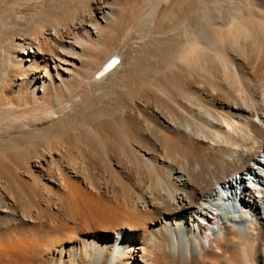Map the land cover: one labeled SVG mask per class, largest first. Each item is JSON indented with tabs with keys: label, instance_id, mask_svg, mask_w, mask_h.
Segmentation results:
<instances>
[{
	"label": "bare ground",
	"instance_id": "bare-ground-1",
	"mask_svg": "<svg viewBox=\"0 0 264 264\" xmlns=\"http://www.w3.org/2000/svg\"><path fill=\"white\" fill-rule=\"evenodd\" d=\"M162 1L0 0V155L111 146L129 173L43 264H264V0Z\"/></svg>",
	"mask_w": 264,
	"mask_h": 264
},
{
	"label": "rangeland",
	"instance_id": "rangeland-1",
	"mask_svg": "<svg viewBox=\"0 0 264 264\" xmlns=\"http://www.w3.org/2000/svg\"><path fill=\"white\" fill-rule=\"evenodd\" d=\"M162 2L168 4L170 0H163ZM113 60H110L98 74L102 73ZM116 65L118 66L119 63L117 64L116 62L113 67ZM113 67L107 69L100 76L103 77L116 68ZM98 74L94 76V79H97ZM98 95L100 98L103 96L101 94ZM98 95L91 96L92 102L94 99L95 102H100L101 99ZM76 135L80 139L83 137L82 132H75L72 133L70 139L75 140ZM51 141L49 143L52 144ZM15 142L16 140L13 137L7 136L4 137V140L0 139V146L12 145ZM37 142L39 145L34 144ZM53 142V144L57 143L56 140H53ZM26 143L30 145H27V148L24 150L18 151L20 153L10 152L9 154L8 152L7 154L5 153L6 156L4 154L0 155V210H2L0 211V264H43L45 259L44 254L47 252V236L52 230L57 227L66 228V224L68 223V225H76L78 229H86L84 231L89 232L91 228L89 230L87 228L88 226L92 227V218L94 217V212H96L93 209V199H90V196L101 194V197L107 198L108 196L104 190L102 191L105 183H110V179L112 183L115 178L118 179H115L117 181H126L129 178L123 155L117 150V147H113L114 149H112L110 146L107 151H103L102 153L90 151V149L89 151H87L88 149L77 150L74 143V147L71 146L69 150L63 149L66 151H62L59 148H63L65 145H57L58 151L49 152L41 146L44 143H48V141L37 140L33 144L31 141ZM30 147H33V149ZM115 150L119 153L115 154ZM22 151H29L30 155ZM120 153L122 156H119ZM119 161L122 164H119ZM75 174L76 176L78 175V178L75 177ZM47 177L54 180L56 185H51ZM86 184L88 185L85 187ZM94 188H100L101 190L99 189V191L94 192ZM87 206L89 210L90 206L93 207L94 211L92 209L86 211L88 210ZM73 208L75 209V214H73ZM77 213L79 215H76ZM85 213H89L93 217L89 219V215L87 214L86 216ZM70 214L74 215L73 217L76 219L78 217L79 222L77 220V224L67 221L72 218ZM21 215L26 216L31 222L22 221ZM67 217L68 219L66 220L65 218ZM83 219L87 221L86 225L82 224ZM94 226L90 232L95 231L96 227ZM18 240L20 241L19 244Z\"/></svg>",
	"mask_w": 264,
	"mask_h": 264
}]
</instances>
